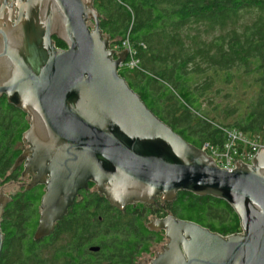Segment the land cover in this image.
Returning a JSON list of instances; mask_svg holds the SVG:
<instances>
[{
	"label": "water",
	"instance_id": "95a60500",
	"mask_svg": "<svg viewBox=\"0 0 264 264\" xmlns=\"http://www.w3.org/2000/svg\"><path fill=\"white\" fill-rule=\"evenodd\" d=\"M92 1L17 0L14 22L0 21V94L30 122L16 165L26 159L28 187L46 186L33 239L54 230L89 181L119 210L186 191L227 202L241 231L222 236L172 215L154 219L147 227L169 242L149 264H264V147L228 171L164 123L119 75L127 50L109 49ZM8 201L0 195V221ZM2 244L0 228V253Z\"/></svg>",
	"mask_w": 264,
	"mask_h": 264
},
{
	"label": "trees",
	"instance_id": "16d2710c",
	"mask_svg": "<svg viewBox=\"0 0 264 264\" xmlns=\"http://www.w3.org/2000/svg\"><path fill=\"white\" fill-rule=\"evenodd\" d=\"M94 3L110 42L128 39L135 51L139 68L121 69L119 75L186 141L198 148L204 142L221 145V127L264 141V0ZM219 84L234 90L241 85L250 98L221 106L214 101ZM202 101L212 108L200 111ZM170 210L221 235L241 231L232 207L210 195L178 191ZM36 226L35 208L9 205L0 264H133L148 249L144 218L136 208L128 206L123 214L94 192L71 207L48 236L34 240Z\"/></svg>",
	"mask_w": 264,
	"mask_h": 264
},
{
	"label": "flooded vegetation",
	"instance_id": "af4514ba",
	"mask_svg": "<svg viewBox=\"0 0 264 264\" xmlns=\"http://www.w3.org/2000/svg\"><path fill=\"white\" fill-rule=\"evenodd\" d=\"M16 2L17 0H0V21H6L7 18L10 17L11 23L14 22L18 11V8L16 7ZM94 2L95 0L92 1V5L98 11ZM101 17L102 16L100 14L99 22ZM57 39L58 38L55 36L52 37V41L55 46H56L55 41ZM61 42L63 43V46H56V47L66 48V44L63 41ZM29 124L30 122L27 119L26 114L20 108L10 103L4 93L0 94V164L7 163V165H4L5 167L2 169L0 174V195H5L9 197V201L6 203L4 207V211L0 221V228L3 234V239H4V232L2 231L3 216L9 205L12 204L17 207L20 206L26 210L30 208H35L37 213V221H38L39 218L38 209L40 206L41 197L45 192L46 186L44 183L41 182H37L33 184L31 187H28V185L32 182L33 175H31L29 171H25L26 159L21 160L16 165L17 159L29 147L22 140L23 133L28 129ZM22 125H26V127L20 130L23 127ZM19 132H20V137L18 138L17 135ZM93 192L103 196V194L97 192L94 189V184L91 181H89L87 183V188L78 190L77 195L74 198V201L72 205L68 208V210L71 207H73L75 204L83 201L85 195ZM175 199L172 201H166V200H162L160 195H157L154 201L150 204L135 202L133 204L126 205L121 210L111 206L108 203L112 208L119 210L123 214H126L128 210V206L136 208V211L139 212L144 218V227L147 229L148 232V234L146 235L148 249L145 252H142L140 256L136 257L133 264H136L137 262L142 261L144 259L146 260V264H149L150 260L156 258L157 255L161 253L163 251V248L168 244L169 240L166 237L165 232L163 230H149L147 224L154 219H164L165 217L170 215L174 216L175 218H178L170 210V204L173 203ZM212 232L217 233L216 231H212ZM222 236H227V235H222Z\"/></svg>",
	"mask_w": 264,
	"mask_h": 264
},
{
	"label": "built area",
	"instance_id": "2783aa9c",
	"mask_svg": "<svg viewBox=\"0 0 264 264\" xmlns=\"http://www.w3.org/2000/svg\"><path fill=\"white\" fill-rule=\"evenodd\" d=\"M109 49L114 53L127 50L126 59L119 64L118 71L121 69L139 68L138 60L134 58L135 51L128 39L117 42H110ZM224 134L221 145H214L204 142L200 147L216 163L219 168L231 171L236 168L234 160L250 164L251 160L260 147H264V141L247 136V134L234 128H220Z\"/></svg>",
	"mask_w": 264,
	"mask_h": 264
},
{
	"label": "rangeland",
	"instance_id": "374dc122",
	"mask_svg": "<svg viewBox=\"0 0 264 264\" xmlns=\"http://www.w3.org/2000/svg\"><path fill=\"white\" fill-rule=\"evenodd\" d=\"M239 85V84H238ZM219 89L215 95L214 101L218 102L221 106L234 105L237 98H244L245 102L250 98L251 92L248 89H244L243 86L239 85L236 90L233 89V85H216ZM230 93V94H229ZM210 96H213L210 95ZM207 101H202L200 111L210 110L212 106H207ZM248 136V135H247Z\"/></svg>",
	"mask_w": 264,
	"mask_h": 264
}]
</instances>
